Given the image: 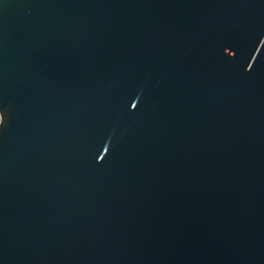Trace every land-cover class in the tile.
<instances>
[{
  "label": "water",
  "instance_id": "95a60500",
  "mask_svg": "<svg viewBox=\"0 0 264 264\" xmlns=\"http://www.w3.org/2000/svg\"><path fill=\"white\" fill-rule=\"evenodd\" d=\"M0 264H264V0H0Z\"/></svg>",
  "mask_w": 264,
  "mask_h": 264
}]
</instances>
